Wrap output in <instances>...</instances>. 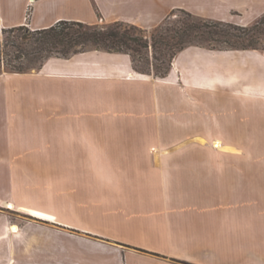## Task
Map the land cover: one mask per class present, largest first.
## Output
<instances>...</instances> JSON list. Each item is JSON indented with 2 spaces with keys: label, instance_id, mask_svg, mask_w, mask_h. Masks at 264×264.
<instances>
[{
  "label": "crops",
  "instance_id": "1",
  "mask_svg": "<svg viewBox=\"0 0 264 264\" xmlns=\"http://www.w3.org/2000/svg\"><path fill=\"white\" fill-rule=\"evenodd\" d=\"M175 8L247 23L264 0H0V28L67 20L150 29ZM60 164L99 176L100 209L91 192L73 199L74 186L58 213L19 204V221L5 217L0 230V264H264V49L189 46L164 78L138 74L126 53L101 50L3 72L0 171L7 181L11 171L44 178ZM0 201L13 207L3 194ZM22 215L85 244L82 262L60 260L49 235L27 243Z\"/></svg>",
  "mask_w": 264,
  "mask_h": 264
},
{
  "label": "trees",
  "instance_id": "2",
  "mask_svg": "<svg viewBox=\"0 0 264 264\" xmlns=\"http://www.w3.org/2000/svg\"><path fill=\"white\" fill-rule=\"evenodd\" d=\"M173 16L149 37L137 26H125L120 21L98 25L61 20L43 29L31 30L27 25L3 29L7 35L0 45L14 49L16 53L13 56L6 53L2 57L0 49V62L5 72L30 73V69H39L50 57L68 58L88 50H101L126 53L138 74L151 76L153 72L155 78H164L174 57L189 46L212 50H259V46L264 45V14L249 26L204 19L183 9L173 11ZM20 40L22 47L18 43ZM149 49L153 52L152 64L148 58ZM137 58L145 65L150 63L153 71L145 65L139 69ZM20 59L22 63L16 64ZM31 61H36L37 65L29 66Z\"/></svg>",
  "mask_w": 264,
  "mask_h": 264
},
{
  "label": "rangeland",
  "instance_id": "3",
  "mask_svg": "<svg viewBox=\"0 0 264 264\" xmlns=\"http://www.w3.org/2000/svg\"><path fill=\"white\" fill-rule=\"evenodd\" d=\"M179 8H175L173 10L170 11V13L155 27L153 28H140L144 35H146L147 37H149L152 33H154V31L157 29L158 26H160L161 24L164 23V21L169 20V19H173V11L177 10ZM185 10V9H183ZM188 11V10H185ZM190 12V11H188ZM191 14H193L192 12H190ZM258 12H248L247 16H245L247 23H234V22H229V21H223L226 23H231V24H235V25H240V26H249L251 25L254 21H256L259 17H261L264 14H257ZM231 14L235 17L241 18L243 17V13L238 10H232ZM196 15V14H193ZM199 17H202L204 19H208V20H218V19H213V18H207V17H203L200 15H196ZM100 21V19H99ZM222 21V20H220ZM122 22V21H120ZM125 26H136L134 24H130L127 22H123ZM108 23H98V25H105ZM3 29H9V28H0V43H2V40L4 39V37L7 35L6 33L3 32ZM19 44H21L22 47V41H18ZM264 45H260L259 49H263ZM0 49L2 51V57H5V54L8 53L11 56L15 55L16 51L14 49L11 48H5L4 46L0 45ZM152 50L149 49L148 51V58H150V63L152 64ZM158 56V55H156ZM154 62V61H153ZM22 63V59H20V61H17L16 64ZM146 64L144 63L143 60H140L139 58H137V62H136V66H138V68L140 69L142 66L145 65V67L152 72V67L151 64ZM156 63V61H155ZM29 66L31 67H35L37 65L36 61H31L28 63ZM35 69H30L29 71L32 72ZM0 71L1 74L3 72H5L4 66L1 64L0 62ZM151 75H153V72L151 73ZM25 132H28L27 127H25ZM216 145V144H215ZM44 156L49 155L50 153H48V151H46L45 153L43 152ZM60 169L57 170L56 172L53 173H49L44 177V178H40L37 177V173L33 172V174L28 172H25L24 175H22V177L20 178L21 182H22V187H18L19 183V176H16V173L14 171L10 172V180L7 181L8 179V173L7 171H0V179L2 178L1 176L4 174L5 177V187L3 193L2 189H0V195L3 194V197H5V200L10 201L13 204V207L10 208L9 206H7L3 201H0V230L5 226L4 224V218L5 217H10V220H17L19 221L16 217V215L18 213L24 214L23 211H21L18 206L19 204H22V206L24 207H31V208H38V209H42L45 211H55L56 213H58V211L63 210L65 207V203H66V198H70V196L68 197L67 194V189L68 187L70 188L71 186L75 187L76 192L74 193L73 199L75 197L79 198L81 196H83V194H86L85 192H91V196L93 198H95L96 200H98L95 203L94 208H99V189H100V185L98 186V182H99V176H97L95 173L90 172V171H84L82 169H72V167H70L67 164H60ZM124 174L126 175H132V172H124ZM98 179V180H97ZM8 183H10L9 187H8ZM238 187H240L237 184ZM53 187V189H52ZM241 190V189H240ZM239 190L233 189L231 192L237 194ZM76 194V195H75ZM72 196V195H71ZM59 200H64V203H59ZM79 201H75V205H72L73 207H78L79 210H73V211H77V213L79 214H83L84 210L81 206H78V204H80ZM72 203V202H70ZM94 203V202H93ZM62 204V205H60ZM104 212V211H103ZM93 216V220L95 219V222L97 221V215H98V210H96L95 212H93L91 214ZM96 216V217H94ZM248 216V215H246ZM24 221H31V222H44L41 221L40 219L37 218H33L30 215H22V229H23V237H25L26 242L29 243L32 240H34L33 238L36 235L42 234V235H49L50 237H53L54 239L58 240L57 243V255L58 258L60 260H68L70 263H77V262H82V258L84 257L85 253L87 252V250L85 249V244L82 245L81 242L79 240L76 239V241H71L72 237L66 238L62 235L59 234V237L51 232V231H47L45 230V227H43L40 223L36 224L33 223L31 224L30 222H24ZM53 221V220H52ZM241 221V217H239V219H236V222ZM98 222V221H97ZM259 223V222H257ZM255 224L254 227H258V224ZM264 226V222L262 224ZM261 225V227H262ZM253 228V227H252ZM254 229V228H253ZM85 252V253H84ZM84 254V255H83ZM10 256H7L4 258V262H6L7 260H9ZM33 258V257H32ZM15 259H17V256L15 257ZM11 264H14V262H12Z\"/></svg>",
  "mask_w": 264,
  "mask_h": 264
},
{
  "label": "bare ground",
  "instance_id": "4",
  "mask_svg": "<svg viewBox=\"0 0 264 264\" xmlns=\"http://www.w3.org/2000/svg\"><path fill=\"white\" fill-rule=\"evenodd\" d=\"M9 207L12 208V205H10ZM28 213L31 214V215H34V216H39L41 218H46L48 220H54V218H52V217H50L48 215H44V214L39 213V212L34 211V210H30V211H28Z\"/></svg>",
  "mask_w": 264,
  "mask_h": 264
}]
</instances>
